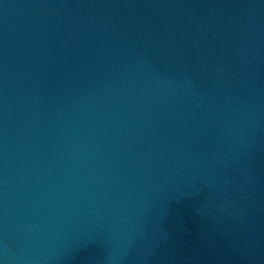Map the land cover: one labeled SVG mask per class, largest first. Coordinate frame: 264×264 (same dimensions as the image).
<instances>
[{"label":"water","instance_id":"95a60500","mask_svg":"<svg viewBox=\"0 0 264 264\" xmlns=\"http://www.w3.org/2000/svg\"><path fill=\"white\" fill-rule=\"evenodd\" d=\"M0 264H264V0H0Z\"/></svg>","mask_w":264,"mask_h":264}]
</instances>
